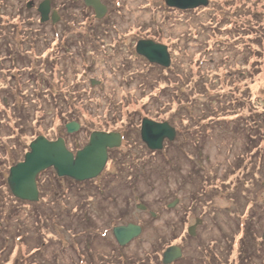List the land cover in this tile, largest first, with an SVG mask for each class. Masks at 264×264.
I'll return each mask as SVG.
<instances>
[{"label":"rangeland","instance_id":"1","mask_svg":"<svg viewBox=\"0 0 264 264\" xmlns=\"http://www.w3.org/2000/svg\"><path fill=\"white\" fill-rule=\"evenodd\" d=\"M0 1V264H113L116 251L104 237L72 242L73 226L54 216L62 200L63 218L72 220L76 205L88 208L101 235L109 218L146 224L137 241L144 251L150 242H182L187 225L202 216V242H217L222 252L226 242H264V153L254 141L264 134L246 125L264 115V0H209L186 11L165 0H101L112 11L101 21L84 0H54L51 10L61 17L55 23L40 22L43 0ZM63 32L72 53L53 61ZM148 39L168 47L169 68L136 53L137 42ZM144 118L170 123L175 140L149 150L140 137ZM73 120L81 128L67 134ZM95 131L124 135L100 188L65 182L72 192L64 200L47 173L45 203L13 196L10 169L36 137L69 135L77 148ZM175 198L179 213L194 210L185 225L166 209ZM140 202L159 217H148ZM138 245L123 255L135 258Z\"/></svg>","mask_w":264,"mask_h":264},{"label":"water","instance_id":"2","mask_svg":"<svg viewBox=\"0 0 264 264\" xmlns=\"http://www.w3.org/2000/svg\"><path fill=\"white\" fill-rule=\"evenodd\" d=\"M84 3L94 10L96 19H103L108 12L107 6L101 0H84ZM165 3L170 8L186 11L207 7L209 0H165ZM31 5V2H28L26 7L31 9ZM38 12L41 23H45L50 19L53 23L60 20L57 11H52L50 18V0H44L39 5ZM136 53L146 58L151 64H157L163 68L171 66L172 59L168 47L153 40L138 41ZM91 83L92 85L100 84L96 80H91ZM80 128L81 125L77 122L66 125L68 134L76 133ZM140 137L149 150L158 151L164 148L166 139L171 142L175 140L176 129L170 123H160L144 118L141 123ZM122 142L123 139L120 133L95 131L91 133L89 142L74 154L67 148L64 138L59 137L56 140H49L47 137L40 135L31 142L24 160L11 167L7 178L8 186L15 198L27 202H38L37 178L39 174L52 168L58 177H69L79 182L95 179L106 168L109 150L120 148ZM178 202L179 200H176L170 207L175 206ZM139 207L146 209L144 205ZM195 228L189 229V233L193 236L195 235ZM141 233L142 228L131 223L114 229V237L121 247L128 245ZM181 257V248L170 246L163 254V263L171 264Z\"/></svg>","mask_w":264,"mask_h":264},{"label":"flooded vegetation","instance_id":"3","mask_svg":"<svg viewBox=\"0 0 264 264\" xmlns=\"http://www.w3.org/2000/svg\"><path fill=\"white\" fill-rule=\"evenodd\" d=\"M50 1H51V5H52L53 2H52V0H50ZM103 4H105V3H103ZM84 6L87 7L85 4H84ZM107 8H108V6H107ZM53 10L54 9H52L51 12ZM55 11H57V10H55ZM110 11H111V9H110ZM57 13H58V11H57ZM108 13H110L109 12V8H108V12H107V14H106V16L104 18L107 17ZM58 15H59V13H58ZM51 16H52V13L50 14V18H51ZM60 19H61V17H60ZM97 20L101 21L102 19L101 20L97 19ZM85 39L86 38H84V40ZM70 41H71V39H69V43L73 44V42H70ZM71 50H72V48H71ZM89 71H90V69H89ZM107 132L110 133V132H113V131H107ZM121 135H122V139H123V142H124V135L123 134H121ZM68 136H67V138L64 137V139H65L67 148L69 149V151H71L74 154L79 149H82L89 141V139H88L87 142L84 145L79 146L77 148H74L73 146L72 147L70 146ZM56 139H58V138H56ZM56 139H50V140H56ZM123 142H122V145H123ZM116 150H117V148L109 150V152H108L109 159H108V162H107V165H106L107 167H108V164L110 163V161H113V162L117 161V159L113 157L114 152ZM28 151H29V147L24 152L23 158L21 160H19L17 163L22 162L24 160V156H25V154ZM106 168H105V170H106ZM103 172H102V174H103ZM47 173H52L53 176L55 177L58 187H60V189L62 190L61 198L63 197L64 200L67 197L68 193L72 192V190H71L72 187H77L78 188L79 186H86V185L90 184L91 182L92 183L90 185H93V186L98 187V188L101 187V185L98 184V180L102 176V174L100 176H98L97 178H95V179H91V180L84 181V182H79V181H76V180L71 179L69 177H58L56 172H55V170L51 168V169H48V170L42 172L41 174H39V176L37 178V184H38V189H39V201H38L39 203L42 202V201H43V203H45V196L43 195V193L45 192L44 188H45V185H47V184L44 185L42 180H43V176H45ZM65 182H68L72 187L71 186H67ZM42 184H43V190H42ZM83 191L85 192V190H83ZM65 195H66V197H65ZM18 200H20V199H18ZM176 200H180V199L179 198H175V201ZM25 202H27V201H25ZM61 203H62V205H65V206H63V208L61 207V211L58 213V215H54V216H57L58 220L61 217V219L64 221V224L66 226H73V228H72V230H73L72 242H95L97 236H102V237H104L106 242H115V244H117V246L119 248H124V251L129 249V247L131 245H133L134 243L135 244H139V245H140V243H143V242L139 243L137 241L140 240V236L144 233L145 228L148 227L146 224L143 225V223H136L132 219L128 220V222L124 223V222H121L122 220L119 221L117 219V217H114L113 219L109 218V222L107 224V229L104 230V235H101V233H96V230L100 229V226H99V223L93 217V215L91 214V212H90V210L88 208H87L88 209L87 210V209H84V208L80 207L79 205H76L75 208L73 207L74 208L73 209L74 212L72 213V216H73L72 220L68 221L67 218H63L64 213H67L68 204L66 203V201H63V200L61 201ZM139 204L145 206L146 209H142V210L140 209V210L142 212H146L148 217L153 218V220H155V218L159 217L160 213L158 211L150 210L148 205L143 203V202H140ZM171 204H173V203H171ZM171 204H168L166 209L169 210V211L172 210L174 213H176L177 218H176L175 221H179V222L184 221V222H182V224L185 225V223L188 220H190V217L194 213V210H192L191 207L190 208L187 207V208L184 209L183 212L179 213L180 207L177 204L175 206H173V207H170ZM48 209L49 208H47V207H43V210H44L43 212H46ZM45 214H48V213H45ZM117 215L120 216L119 219H123L122 217L126 216L125 215V210H123V209H121L119 207ZM117 220L119 221V222H117L118 223L117 225H114V226H110L109 225V224L112 223V221H117ZM129 223L137 225V226H140L142 228V233H141V235L138 238L132 240L128 245H126L124 247H121V246H119V244L117 243L118 241L114 237V229L117 228V227L126 226ZM204 224H205L204 216H202L201 218L200 217H195L194 221L190 222L187 225V227L185 229V232H183V234H182V235H184V238L186 239V242H184L185 239H183V237L181 238L182 242H169L164 247V249L161 252V259H160V263L159 264H164L163 263V254H164L165 250L168 247H170V246H177V247L181 248V251H182V257L177 259V260H175L171 264H221L222 263V257H221L222 249L220 247H218L217 242H202V240H201L200 232H201V227ZM174 225L170 224V227L175 228ZM193 227H196L195 231H194V233H195L194 236L189 233V229H192ZM188 239H189V241H188ZM194 239H195V242H190L191 240H194ZM150 244H156V242H150ZM141 248H142V246H141ZM117 251L119 252V250H117ZM140 253H143V250ZM202 253L204 255L201 256Z\"/></svg>","mask_w":264,"mask_h":264},{"label":"trees","instance_id":"4","mask_svg":"<svg viewBox=\"0 0 264 264\" xmlns=\"http://www.w3.org/2000/svg\"><path fill=\"white\" fill-rule=\"evenodd\" d=\"M0 2L3 4L4 1H0ZM52 2H54V0H52ZM70 2H71V4H76L75 0H70L69 3ZM71 6L72 5H68L66 7V9H68V10L71 9L70 8ZM111 12L112 11H110V13ZM107 21H108V23H103V25L107 26V28H110V25H111L110 24V20L108 19ZM96 34L99 35L98 33H96ZM62 35H63V39H62L63 41L62 42L61 41L60 42L57 41V45H60L61 43L63 45H61L59 47L60 49H58V54L54 55L53 56L54 58H51V60H53V61H57L58 62V59H61L64 54L66 55V52H68L70 54L72 53L71 45L69 43V39L67 38V35L64 32L62 33ZM64 35H66V36H64ZM82 40H84V39H82ZM85 41H88V40H85ZM4 45H7V44L4 43ZM84 46H85L84 48L87 47L85 42H84ZM12 59L13 58H11V62H12ZM14 63H16V62H14ZM155 66H157V65H155ZM90 67L91 66L87 67V71H89ZM159 68H161V67H159ZM163 89H161V90L164 91ZM228 105L231 106L232 103H229ZM220 106H221V104L219 105V109L218 110L223 112L224 109L226 108V104H225V106L223 105L224 109L222 108L223 106H221V107ZM237 117H238V119L242 118L244 120L245 119H251V118H249L250 116H242V114L237 116ZM258 118H259V120L257 119L258 122H256V125L249 124V123H251V121H249V123H246V125L252 126L253 129H256L258 131L262 130V134H264V115L263 116H258ZM236 119L237 118H231L230 120H228V119H226V120L227 121H231V123L232 122L236 123L238 121ZM70 122H77V121L73 120V121H70ZM77 123H79V122H77ZM242 124H245V123H242ZM254 141H257L256 144H255L256 145V150H258L259 147H261V149H262L261 151H263L261 153L263 154L264 153V137H261V138L258 137L257 139L254 137ZM108 244L111 247L115 248V249H113L114 256H115V251H116V255H117V256H115L117 258H114V260L112 259V263L113 264H159L160 263V259H161V252H162V250L164 249V247L168 243H166V242H156V244H151V246L149 247L151 250L148 249V250H145V251L143 250L144 248L143 249L141 248V245H138L137 251L140 253L143 250V254L142 253L139 254V253L136 252L135 253L136 257L135 258H128L127 256L123 255V253L125 252L124 248H119L117 246V244H115V242L114 243L108 242ZM117 250H119L120 253ZM225 254H226V256H224ZM202 255H204V254L202 253L201 256ZM227 255H228L229 258L232 256L231 264H264V242H227L226 248H224V251L222 252V255H221V257H222V263L221 264H228L229 260L227 258ZM93 264H94V262H93Z\"/></svg>","mask_w":264,"mask_h":264}]
</instances>
